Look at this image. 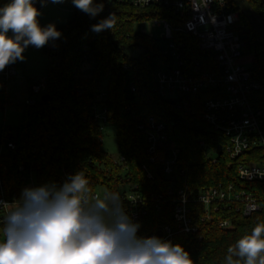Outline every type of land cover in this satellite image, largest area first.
<instances>
[{
  "label": "trees",
  "instance_id": "obj_1",
  "mask_svg": "<svg viewBox=\"0 0 264 264\" xmlns=\"http://www.w3.org/2000/svg\"><path fill=\"white\" fill-rule=\"evenodd\" d=\"M41 1L53 3L33 0L39 12L43 10ZM226 1L231 11L241 10L236 0ZM97 2H103L104 8L95 17L77 9L73 0L59 3L71 9L72 17L64 26H55L61 32L58 39L39 48L50 59L44 79V95H49V99L25 106L19 127L8 129L14 149L6 147L7 153L0 157V165L8 168L7 174L1 175L6 200L10 203L20 200L30 171L38 184L58 187L64 183L63 172L72 176L83 171L89 180L91 195L99 189L118 192L126 213H138L137 235L148 237L162 226L176 230L173 201L180 189L187 187L195 200L219 185L233 186L235 191L251 194L259 211L245 216L234 205L221 203L207 213L202 205L193 202L190 208L196 232L177 233L174 237V245L183 246L194 264H227V249L244 235L251 234L258 223H264V183H245L238 177L239 166L259 160L261 150L253 147L242 157L230 159L225 136L201 118L203 101L208 94L165 99L156 91L157 72L168 69L173 59L158 47L157 40L137 33L136 26L155 18L174 22L167 10L139 9L118 0ZM242 2L254 18L247 12L240 14L236 30L244 42L241 63H251V70L261 74L264 5L262 0ZM8 3L11 0H0V7ZM111 13L116 16L113 29L99 33L92 30L93 25ZM176 39L177 45L185 44L188 64L198 62L204 70L217 68L213 55L200 53L193 38L176 35ZM105 80L108 88L102 91ZM34 84L29 80L30 94ZM101 95H104L102 99ZM95 111L105 112L106 122L98 120ZM149 119L163 125L168 136L159 149L161 160L155 164L149 162L146 154ZM105 126L116 132L118 160L102 150ZM218 147H222L221 155L217 154ZM144 165L152 174L150 179L142 169ZM168 165L169 174L165 171ZM21 167L25 171H20ZM171 191L172 196L168 195ZM129 195L136 196L140 203L134 206L128 200ZM154 196L163 199L157 202ZM229 220L232 228L221 229L219 224ZM4 223L0 224V239Z\"/></svg>",
  "mask_w": 264,
  "mask_h": 264
},
{
  "label": "built area",
  "instance_id": "obj_2",
  "mask_svg": "<svg viewBox=\"0 0 264 264\" xmlns=\"http://www.w3.org/2000/svg\"><path fill=\"white\" fill-rule=\"evenodd\" d=\"M139 9L155 7L167 10L173 21L165 18H155L145 22L153 29L163 30L162 38L169 41L165 55L173 59L168 69L159 70L156 74L157 92L165 99H172L174 93L180 96H198L208 94L209 97L203 101V112L201 118L208 123L215 132L222 133L227 139L226 153L229 158L235 160L245 155L251 148L261 150V158L255 162L246 163L238 168V177L242 182L264 183V68L261 74L251 69H246L243 60L244 42L236 30L240 22V15L231 11L226 0H118ZM264 5V0H262ZM44 7L50 3L41 1ZM146 35V32L143 33ZM177 36H189L196 42L197 50L200 53H209L217 68L204 70L200 63L188 64L186 47L184 43L177 45ZM150 38L155 37L153 35ZM183 41V40H182ZM0 76L5 82L14 80L17 76L16 67L9 64ZM46 83L39 82L32 86L31 95L38 96L45 91ZM104 95L99 98L102 99ZM36 102L29 100L26 106H34ZM94 116L101 122H106L105 112L95 111ZM150 130L147 131L146 154L149 162L155 164L159 157L160 147L167 142L166 128L149 119ZM144 131L143 126L138 127ZM12 134L4 130L0 139V157L7 153L6 147L14 149L13 142L9 141ZM36 152V151H35ZM177 152H174V160ZM174 161H172L173 163ZM147 178L152 174L146 165L142 166ZM20 171H25L21 167ZM169 174V165L166 168ZM8 168L5 164L0 165V200L8 202L5 197V189L2 174H7ZM64 182L70 174L63 172ZM28 181H33V172L26 176ZM171 191L168 195L172 196ZM173 201V218L176 230L170 226L158 228L150 236H157L165 241L174 244V237L177 233H194L196 227L193 224L192 210L193 202L202 205L208 213L211 207L221 203L234 205L237 212L245 216H251L259 211L256 199L243 190L235 191L233 186L224 188L219 185L217 188L208 190L192 199L189 189H180ZM94 194L93 196H95ZM163 198L153 197L159 202ZM128 200L136 206L140 200L133 195ZM11 207V205L9 206ZM6 209L0 207V224L5 221ZM133 222H137L138 213L129 215ZM223 230L232 228L231 221H222L219 224ZM161 232V237L158 235ZM3 238V233H2Z\"/></svg>",
  "mask_w": 264,
  "mask_h": 264
},
{
  "label": "clouds",
  "instance_id": "obj_3",
  "mask_svg": "<svg viewBox=\"0 0 264 264\" xmlns=\"http://www.w3.org/2000/svg\"><path fill=\"white\" fill-rule=\"evenodd\" d=\"M73 4L91 17L104 8L97 0ZM40 14L33 0H11L0 7V71L22 61L29 45L39 49L61 36L52 24L41 27ZM115 24L111 13L92 30L99 33ZM0 207L7 210L0 264H194L183 246L157 236H138L140 224L126 213L121 195L106 191L92 196L83 171L59 187L25 188L20 200H0ZM227 251V264H264V223Z\"/></svg>",
  "mask_w": 264,
  "mask_h": 264
},
{
  "label": "rangeland",
  "instance_id": "obj_4",
  "mask_svg": "<svg viewBox=\"0 0 264 264\" xmlns=\"http://www.w3.org/2000/svg\"><path fill=\"white\" fill-rule=\"evenodd\" d=\"M241 6V10L237 11L240 14L247 12L250 18H254V14L251 10L245 8L242 0H236ZM38 17L41 26L52 24L54 26H64L72 17V11L69 7L61 5L59 3H50L43 10L40 11ZM264 31V28L262 29ZM136 32L143 34L146 32L147 36L153 35L155 40L158 41V47L163 51H167L169 47V41L164 40L161 36L163 30L153 29L149 24H138L136 26ZM12 35L11 32L8 33ZM24 59L17 60L12 63L16 67L17 76L14 80L5 82L0 76V135L4 130L9 128H17L20 125L22 112L29 100L36 103L41 102L43 94L33 96L28 91V82L32 80L35 83L43 82L47 69L50 66V59L43 53L41 49L29 45L23 52ZM243 61V60H242ZM246 61V60H244ZM245 64L246 69H251L252 65L249 62H242ZM108 88V81L105 80L101 84V90L106 91ZM45 91H43L44 93ZM180 96L178 93H174L171 98ZM102 150L109 154L114 160H118L120 150L118 139L115 130L110 126H105L103 133V145ZM43 186L33 181H27L24 188H35ZM23 192V191H22ZM104 190H97L96 195L103 196Z\"/></svg>",
  "mask_w": 264,
  "mask_h": 264
},
{
  "label": "water",
  "instance_id": "obj_5",
  "mask_svg": "<svg viewBox=\"0 0 264 264\" xmlns=\"http://www.w3.org/2000/svg\"><path fill=\"white\" fill-rule=\"evenodd\" d=\"M48 99H49V95H44L42 97V102H46ZM217 154L218 155H221L222 154V147H218ZM158 235L161 237L162 233L161 232H158Z\"/></svg>",
  "mask_w": 264,
  "mask_h": 264
},
{
  "label": "bare ground",
  "instance_id": "obj_6",
  "mask_svg": "<svg viewBox=\"0 0 264 264\" xmlns=\"http://www.w3.org/2000/svg\"><path fill=\"white\" fill-rule=\"evenodd\" d=\"M65 171V170H64Z\"/></svg>",
  "mask_w": 264,
  "mask_h": 264
}]
</instances>
